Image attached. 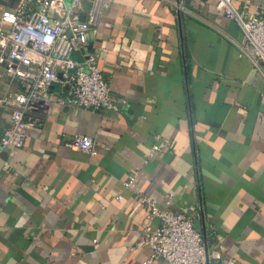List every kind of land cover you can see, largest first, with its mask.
Listing matches in <instances>:
<instances>
[{
  "label": "crops",
  "instance_id": "obj_1",
  "mask_svg": "<svg viewBox=\"0 0 264 264\" xmlns=\"http://www.w3.org/2000/svg\"><path fill=\"white\" fill-rule=\"evenodd\" d=\"M233 4L264 12V0ZM243 43L217 0H113L73 56L96 55L119 110L53 101L22 147L3 148L0 105V264H144L138 243L158 220L142 195L196 207L208 264H264V63ZM18 89L3 76L0 97ZM74 134L97 153L70 149Z\"/></svg>",
  "mask_w": 264,
  "mask_h": 264
},
{
  "label": "built area",
  "instance_id": "obj_2",
  "mask_svg": "<svg viewBox=\"0 0 264 264\" xmlns=\"http://www.w3.org/2000/svg\"><path fill=\"white\" fill-rule=\"evenodd\" d=\"M86 1L89 7L84 14L82 0H19L14 8L1 11L0 81L5 75L19 84L18 90L0 97V105L9 111V123L1 138L3 148L22 147L27 129L40 123L33 114L46 110L53 101L65 107L97 111L121 108L109 96L96 55L86 53L82 59L73 56L84 47L88 30L113 0ZM217 8L241 28L243 53L256 63H264V12L258 9L246 16L233 0H217ZM66 145L91 156L97 153L90 135L74 134ZM160 150V145L154 143L148 158ZM8 168L4 164V169ZM133 180L130 176L125 184ZM141 202L158 220L156 226L145 230L138 243L151 249L144 264L154 260L164 264H206L203 233L193 225L196 207L171 210L158 206L146 195L141 196Z\"/></svg>",
  "mask_w": 264,
  "mask_h": 264
},
{
  "label": "water",
  "instance_id": "obj_3",
  "mask_svg": "<svg viewBox=\"0 0 264 264\" xmlns=\"http://www.w3.org/2000/svg\"><path fill=\"white\" fill-rule=\"evenodd\" d=\"M60 75H61V74L58 73V76H60ZM193 225H194V227H195L197 230H199V231H201V232L203 233V231H202V229H203V225L201 224V220H199V219H195L194 222H193ZM203 237H204V234H203ZM204 245H205V260H206V264H208V262H209V258H208V251H207V246H206V244H205V241H204Z\"/></svg>",
  "mask_w": 264,
  "mask_h": 264
}]
</instances>
